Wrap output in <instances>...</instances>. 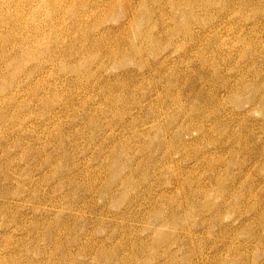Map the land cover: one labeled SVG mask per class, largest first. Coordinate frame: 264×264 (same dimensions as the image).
Wrapping results in <instances>:
<instances>
[{
	"label": "rangeland",
	"instance_id": "374dc122",
	"mask_svg": "<svg viewBox=\"0 0 264 264\" xmlns=\"http://www.w3.org/2000/svg\"><path fill=\"white\" fill-rule=\"evenodd\" d=\"M188 1L0 0V264H264V0Z\"/></svg>",
	"mask_w": 264,
	"mask_h": 264
},
{
	"label": "bare ground",
	"instance_id": "6f19581e",
	"mask_svg": "<svg viewBox=\"0 0 264 264\" xmlns=\"http://www.w3.org/2000/svg\"><path fill=\"white\" fill-rule=\"evenodd\" d=\"M206 1V0H205ZM60 2H61V4L63 5V0H60ZM59 2V3H60ZM71 2V1H70ZM185 2V1H184ZM193 2V1H192ZM191 1H188V0H186V3L187 4H191L192 3ZM195 2V1H194ZM193 2V3H194ZM150 3H152L151 2V0H150ZM155 8V7H154ZM175 8V7H174ZM62 9V8H61ZM189 9V8H188ZM154 11V10H153ZM186 11V10H185ZM185 13V12H184ZM191 13V12H190ZM162 13H160V15H161ZM164 14H162L161 15V17L163 16ZM187 17H188V20H189V18L191 17V15L190 14H188L187 15ZM52 19H54L53 17H51ZM192 18V17H191ZM164 20V19H163ZM161 23V22H160ZM192 23V22H191ZM190 25V24H189ZM188 24L186 25V27L184 28V32H185V34H187L191 39L193 38L192 37V31H191V26H189ZM54 26V25H53ZM161 26V25H160ZM51 27V26H50ZM175 31V30H174ZM104 32V31H103ZM170 32H173V31H170ZM105 33V32H104ZM52 35V34H51ZM102 35V34H101ZM98 37V36H97ZM165 37V36H164ZM50 38L51 37H48V39L50 40ZM90 39V38H89ZM94 39V38H93ZM97 39V38H96ZM89 41V40H88ZM92 41V40H91ZM95 41V40H94ZM124 41V40H123ZM50 42V44H51V41H49ZM106 42V41H105ZM101 43V42H100ZM118 43V45H120V43L119 42H117ZM34 44V43H33ZM90 44V43H89ZM106 44V43H105ZM38 46H40L39 44H37ZM36 45V46H37ZM87 46V45H86ZM106 46V45H105ZM104 46V47H105ZM33 47H35V46H33ZM32 46H31V50L29 49V52H28V54H29V56H31V55H33V53L36 51V48L34 49ZM89 48V47H88ZM97 48V47H96ZM49 50V49H48ZM74 50V49H73ZM73 50H67V49H65V51L64 52H60L59 53V55L61 54V53H68V55L69 54H71V52L73 51ZM86 50V49H85ZM100 50V49H99ZM87 51V50H86ZM85 51V52H86ZM97 51V50H96ZM19 52V51H18ZM52 52H54V51H52ZM98 52V51H97ZM104 52H105V50H104ZM73 53V52H72ZM63 54V55H64ZM76 54V53H75ZM88 54V53H87ZM92 54H93V52H92ZM99 54H100V52H99ZM86 54L83 52V56H85ZM96 55H97V53H96ZM95 55V56H96ZM92 56V55H91ZM94 56V55H93ZM87 59V58H86ZM90 59V58H89ZM87 61V60H86ZM39 65V64H38ZM42 65V64H41ZM41 65H39V66H41ZM243 91V90H242ZM251 91V90H250ZM254 91V90H253ZM252 93V92H251ZM254 93V92H253ZM250 95V94H249ZM252 95V94H251ZM257 95V94H256ZM255 96V95H254ZM249 97V96H248ZM253 98V97H252ZM262 98H263V96H262ZM249 100H250V98H249ZM252 100V99H251ZM263 103H264V100L262 101ZM259 104H261V103H259ZM264 105V104H263ZM262 104H261V107L263 106ZM257 106H258V104H257ZM259 107V106H258ZM262 110H264L263 108H262ZM200 128V127H199ZM210 164V163H209ZM208 168H209V166H208ZM212 168V167H211ZM111 179V178H110ZM109 182V181H108ZM79 183V182H78ZM107 183V182H106ZM99 184V183H98ZM108 187V186H107ZM104 189H105V187H104ZM109 191V190H108ZM103 192H101V194H102ZM107 195V194H106ZM43 236V235H42Z\"/></svg>",
	"mask_w": 264,
	"mask_h": 264
}]
</instances>
